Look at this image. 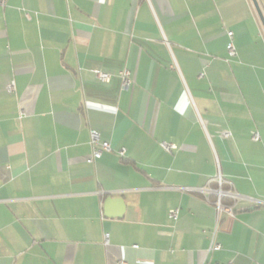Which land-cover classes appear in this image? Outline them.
Here are the masks:
<instances>
[{
	"label": "crops",
	"instance_id": "obj_1",
	"mask_svg": "<svg viewBox=\"0 0 264 264\" xmlns=\"http://www.w3.org/2000/svg\"><path fill=\"white\" fill-rule=\"evenodd\" d=\"M92 130L113 150L89 163ZM219 169L239 198L218 221L183 187H216ZM109 195L124 199L121 217L105 215ZM216 263L264 264V27L252 0L0 5V264Z\"/></svg>",
	"mask_w": 264,
	"mask_h": 264
},
{
	"label": "built area",
	"instance_id": "obj_2",
	"mask_svg": "<svg viewBox=\"0 0 264 264\" xmlns=\"http://www.w3.org/2000/svg\"><path fill=\"white\" fill-rule=\"evenodd\" d=\"M7 1L8 0H0V5L1 6L6 5ZM227 33L229 35V41L227 43V51L229 57H233L237 54V49L233 40V31L230 30ZM93 72L100 81L109 82L111 80L112 73L109 71H104L102 69H93ZM120 76L122 80V86L127 88L132 82L131 71H129L128 69H123L122 71H120ZM5 88L7 92L14 93L16 90L15 80L13 78L9 79L5 85ZM230 135H231L230 131L224 132L225 137H229ZM260 138L261 137L258 132H255L253 134V139L260 140ZM91 142H92L91 153L88 155L86 159V161L89 163L95 162L98 158L102 156L104 151L113 150L110 141L101 140L99 133L95 130L91 131ZM162 146L168 151H172V149L176 147L175 144L168 142H163ZM118 151L119 154L122 156L125 154L124 147H121ZM211 180H215L217 182L216 187L211 185H203L200 187H183V189L202 194L205 197L206 201L209 204L213 205V207L215 208L218 221L220 220V216L222 213H225L227 217H229V219H232L234 217L235 204L237 199L239 198V194L236 191H234L231 182L222 175L220 169L218 170L215 177H213ZM225 184H228L229 187L225 188L224 187ZM178 214H179V208H173L169 211V215L171 218H177ZM105 243L106 244L109 243L108 233H105ZM211 248L219 249L221 248V244L212 241ZM229 264H233V263H229Z\"/></svg>",
	"mask_w": 264,
	"mask_h": 264
},
{
	"label": "water",
	"instance_id": "obj_3",
	"mask_svg": "<svg viewBox=\"0 0 264 264\" xmlns=\"http://www.w3.org/2000/svg\"><path fill=\"white\" fill-rule=\"evenodd\" d=\"M257 14L264 27V11L259 0H252ZM126 209V203L122 197H113L109 195L105 199V215L109 217H121ZM220 264V263H216Z\"/></svg>",
	"mask_w": 264,
	"mask_h": 264
}]
</instances>
